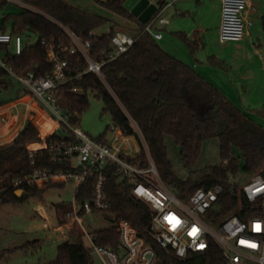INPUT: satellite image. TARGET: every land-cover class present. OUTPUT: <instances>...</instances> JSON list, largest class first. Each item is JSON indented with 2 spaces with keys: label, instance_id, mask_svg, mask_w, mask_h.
Listing matches in <instances>:
<instances>
[{
  "label": "trees",
  "instance_id": "trees-1",
  "mask_svg": "<svg viewBox=\"0 0 264 264\" xmlns=\"http://www.w3.org/2000/svg\"><path fill=\"white\" fill-rule=\"evenodd\" d=\"M97 1L119 17L138 23L139 28L134 33L136 41L128 51L104 65L103 79L92 72L84 73L87 63L80 54L66 56L72 74L84 73L65 86L60 103L70 122L79 124L82 113L89 107V94L92 93L103 101V112L110 114L114 127L124 136L137 138L141 151L127 159L142 167L148 165L143 138L161 179L179 198L188 200L197 189H208L218 183L222 185L223 192L214 210L216 219L232 214L240 204L248 206L233 178L242 171L249 180L264 168V128L191 66L166 52L151 34L143 32L146 24L124 7L125 0ZM4 2L0 0V5ZM28 4L32 9L27 8L9 17L13 19L11 33L23 36L26 43L21 55L8 57L10 67L19 75L29 71L38 76L51 73L52 66L41 40L70 45L71 40L60 24L88 38L91 30L109 22L107 17L87 12L67 0H28ZM165 4L161 1L160 8ZM262 25L264 28V16ZM0 31H8L6 23ZM117 31L113 24L109 33L92 39L91 56L94 59H100L104 51L111 50V39ZM32 35L39 40L29 45ZM179 36L192 51L199 47L198 40H192L182 32ZM4 51L7 54L12 52L10 44L0 46V53ZM209 62L215 66L224 64L216 57H210ZM14 85V81L1 71L0 89L8 91ZM75 87L82 88L83 92H71ZM197 88L207 91L202 111H198L188 98ZM18 95L17 99H20L30 93L22 88ZM64 139V136L54 134L46 141L49 144L62 143ZM213 139H218L219 155L225 166L201 164L203 145ZM40 140L39 129L29 121L12 142L0 145V206L24 202L30 195L43 197L49 187L22 186L26 193L22 198L16 195L15 181L31 174L35 167L70 168L69 165L51 163L49 155L30 159L27 145ZM97 140L107 142L106 135ZM174 158L179 159L188 171L186 177L177 174ZM106 174V191L111 207L108 211L96 213L112 218L114 225L95 233L98 244L117 246L119 232L115 223L126 220L134 224L139 234L157 251L161 264H220L222 257L215 250L207 259L204 255H195L187 261H179L167 253L148 233L153 211L133 195L131 184L120 178L115 165L109 164ZM92 190L93 181L89 180L78 188L77 199L85 202L91 198ZM67 208L68 204L56 208V216L61 223ZM7 252L9 250L0 252V260ZM47 264H94V259L81 234L73 240L61 242L57 257Z\"/></svg>",
  "mask_w": 264,
  "mask_h": 264
},
{
  "label": "built area",
  "instance_id": "built-area-1",
  "mask_svg": "<svg viewBox=\"0 0 264 264\" xmlns=\"http://www.w3.org/2000/svg\"><path fill=\"white\" fill-rule=\"evenodd\" d=\"M166 4L174 0H162ZM221 22L219 38L221 42L240 41L248 34L252 22L247 17L251 6L250 0H220ZM146 24L143 32L151 34L155 39H161L163 34L154 30V24H164L168 21L160 19L158 12ZM71 40L70 45H56L51 40L42 39L46 56L52 66L51 73L38 76L34 71L19 75L9 65V58L19 56L26 43L21 35H13L10 31H0V46L11 44L15 48L7 54L0 53V72L3 71L13 81H17L23 90L37 103L41 116L34 123L41 130L40 120L48 123L46 136L40 134L41 140L29 143L27 150L29 158L50 156V162L59 165H69L68 169H54L53 167H35L31 174L18 179L14 185L17 189L22 186L40 189L52 185L77 183L78 188L89 180L93 181L91 198L81 202L75 197L68 204L62 223L58 228L72 229L74 223L82 224L87 214L108 211L111 201L106 191L109 164L116 167V172L122 179H127L132 186L133 195L144 202L153 211L149 235L179 261H187L195 255H204L207 259L212 251H217L222 261L220 264H264V168L243 186L242 193L248 206L239 205L235 211L221 219H216L215 209L219 196L223 192L221 184L197 189L188 200H182L163 182L142 138L148 165L142 167L130 162L127 158L134 157L132 152L122 149L112 141L99 142L92 139L78 125L70 122L60 105L65 86L74 78L84 73L92 72L103 79L102 69L105 64L113 61L135 43L134 35L125 31H117L111 39V50L104 51L100 59L91 56L92 39L100 35L95 31L89 32L88 38L76 33L71 28L60 24ZM30 40L28 44H34ZM80 54L87 63L84 73L74 75L69 69L67 55ZM9 57V58H8ZM70 90V89H68ZM71 92L81 93L83 89L75 87ZM114 140L118 138V129ZM65 137L62 143L46 141L50 135ZM127 138L124 143L139 145L137 138ZM119 141V140H117ZM137 141V142H136ZM137 143V144H136ZM141 147L139 145V152ZM77 188V190H78ZM59 221V220H57ZM119 232L117 246L100 245L95 234L86 233L91 245L88 247L92 255H97L103 264H161V257L157 251L139 234L137 227L129 221L122 220L115 223ZM256 225L260 228L257 230ZM196 230L195 233L193 230ZM203 245V247H201ZM252 245H255L254 247Z\"/></svg>",
  "mask_w": 264,
  "mask_h": 264
},
{
  "label": "rangeland",
  "instance_id": "rangeland-1",
  "mask_svg": "<svg viewBox=\"0 0 264 264\" xmlns=\"http://www.w3.org/2000/svg\"><path fill=\"white\" fill-rule=\"evenodd\" d=\"M0 5V28L6 23L11 32L13 15L22 13L32 7L28 0H4ZM73 6L90 13L99 14L109 19V22L96 29L98 34L110 31L113 22L116 29H126L121 24V17L97 0H67ZM160 4L161 0H151ZM256 11L251 16L253 26L250 28L251 37L246 36L239 42H221L219 24L221 17L220 0H175L161 9L160 19H166L167 25L159 24L157 20L154 30L163 34V39L157 43L169 54L193 66L209 82L218 87L224 95L239 109L248 114L264 128V30L261 17L264 15V0H253ZM251 21V22H252ZM130 34L135 33L126 29ZM186 33L190 39L198 40V48L192 51L187 43L179 36ZM32 41L37 40L32 35ZM259 43L263 50L258 51ZM14 50V41L10 44ZM210 56L226 63V67L213 66L209 63ZM14 88L0 89V145L10 143L29 121L35 123L41 116L37 103L30 97L18 98L21 85L14 81ZM89 107L80 117L78 126L92 139L106 135L108 141L114 140L116 131L112 117L103 112L104 103L89 94ZM40 134L46 136L48 123L40 120ZM43 125V127H42ZM136 138V137H135ZM120 141L116 143L119 145ZM122 149L133 152L135 146L123 143ZM135 152V151H134ZM175 170L181 177H186L188 171L182 162L174 158ZM202 165H221L226 163L219 155L218 139L207 140L203 145ZM239 190L249 181L241 171L233 178ZM169 187V186H168ZM78 185L69 182L64 185H53L46 189L43 197L30 195L21 203H5L0 206V252L9 250L0 260V264H47L58 254V245L66 240H73L78 235L84 236L86 246L91 242L86 233L95 234L99 230L114 225L112 218L102 213L87 214L82 224L76 222L72 229L58 228L56 208L58 205L73 202ZM170 188V187H169ZM173 193L178 194L170 188ZM179 197V196H178ZM61 223V222H60ZM94 264H103L99 256L93 255Z\"/></svg>",
  "mask_w": 264,
  "mask_h": 264
},
{
  "label": "water",
  "instance_id": "water-1",
  "mask_svg": "<svg viewBox=\"0 0 264 264\" xmlns=\"http://www.w3.org/2000/svg\"><path fill=\"white\" fill-rule=\"evenodd\" d=\"M123 5L143 24L148 23L158 10V6L151 0H125ZM206 96L207 91L204 88H197L191 91L188 98L198 111H202L204 108L202 101ZM25 193L24 189L16 190L19 198H22Z\"/></svg>",
  "mask_w": 264,
  "mask_h": 264
},
{
  "label": "crops",
  "instance_id": "crops-1",
  "mask_svg": "<svg viewBox=\"0 0 264 264\" xmlns=\"http://www.w3.org/2000/svg\"><path fill=\"white\" fill-rule=\"evenodd\" d=\"M162 1V0H161ZM175 1V0H174ZM173 1V2H174ZM251 1V6L249 7V9H248V12H247V17H248V19H250L251 20V16L254 14V12L256 11V7H255V2L253 1V0H250ZM157 6H160V4H156ZM168 4H165L164 6H163V8L165 7V6H167ZM220 5H221V1H220ZM163 8H161V9H163ZM160 12H158L157 14H159ZM156 14V13H155ZM154 14V15H155ZM264 16V15H263ZM262 16V17H263ZM262 17H261V20H262ZM120 18V17H119ZM221 18V17H220ZM121 21H115V22H122L121 24H124L125 23V27H126V29L128 28V29H131L132 31H135V32H137V29L139 28V25H138V23H136V22H133V21H130V20H128V19H124V18H121L120 19ZM252 21V20H251ZM220 22H221V19H220ZM113 24H114V22H113ZM147 24V23H146ZM156 24V23H155ZM155 24H154V26H155ZM159 24H161V23H159ZM168 24V22L167 23H164V24H161V25H167ZM253 26V21H252V24H251V26L248 28V34L246 35V36H248V37H251L252 36V33L250 32V28ZM263 26V25H262ZM219 27H220V24H219ZM153 28H155V27H153ZM126 29H118V31H125V32H127L126 31ZM110 30H111V28H110ZM263 30H264V28H263ZM96 31V30H95ZM97 32V31H96ZM110 32V31H109ZM108 32V33H109ZM160 32V31H159ZM128 33V32H127ZM180 33V32H179ZM182 33H184V32H182ZM105 34H107V33H105ZM186 34V33H185ZM99 35H103V34H99ZM131 35H133V34H131ZM245 36V37H246ZM189 37V36H188ZM164 37L162 36V38L161 39H163ZM161 39H158V40H161ZM245 39V38H244ZM243 39V40H244ZM229 42H239V41H229ZM262 44L263 43H259V47H261L260 49H258V51L259 52H261L262 50H263V47H262ZM264 52V51H263ZM210 57H213V56H210ZM209 57V58H210ZM209 58H208V61H209ZM263 59H264V57H263ZM224 62V61H223ZM210 63V62H209ZM211 64V63H210ZM211 65H213V64H211ZM190 66V65H189ZM213 66H215V65H213ZM206 82H208V83H210V84H212L211 82H209L208 80H206V78L204 77V76H202L193 66H191ZM220 67H226V63L224 62V64H223V66H220ZM213 86H215L214 84H212ZM216 87V86H215ZM216 88H218V87H216ZM219 89V88H218ZM220 90V89H219ZM221 91V90H220ZM222 92V91H221ZM223 93V92H222ZM224 94V93H223ZM27 97V96H26ZM29 97V96H28ZM31 98V97H30ZM119 133V135H118V138L116 139V140H113L112 142H113V144L114 145H116V143L118 142L117 140H119L120 141V144L121 143H124V141H126V139H123V138H127L126 136H124L123 135V133L119 130L118 131ZM17 135L18 134H16V136H15V138L17 137ZM14 138V139H15ZM129 138H133L134 140H136L133 136H129ZM13 139V140H14ZM137 142V141H136ZM119 144V145H120ZM137 144V143H136ZM118 145V146H119ZM134 146H135V152L133 151L132 152V155H136V154H138V152H139V145L137 144V145H135V143H134Z\"/></svg>",
  "mask_w": 264,
  "mask_h": 264
},
{
  "label": "snow or ice",
  "instance_id": "snow-or-ice-1",
  "mask_svg": "<svg viewBox=\"0 0 264 264\" xmlns=\"http://www.w3.org/2000/svg\"><path fill=\"white\" fill-rule=\"evenodd\" d=\"M256 228H257V230H259V228H260V226L259 225H256ZM195 229L193 230V232L195 233ZM253 247L255 246V245H252ZM201 247H203V245H201Z\"/></svg>",
  "mask_w": 264,
  "mask_h": 264
},
{
  "label": "bare ground",
  "instance_id": "bare-ground-1",
  "mask_svg": "<svg viewBox=\"0 0 264 264\" xmlns=\"http://www.w3.org/2000/svg\"><path fill=\"white\" fill-rule=\"evenodd\" d=\"M27 97H28V96H27ZM27 97H26V98H27ZM42 127H43V125H42Z\"/></svg>",
  "mask_w": 264,
  "mask_h": 264
}]
</instances>
